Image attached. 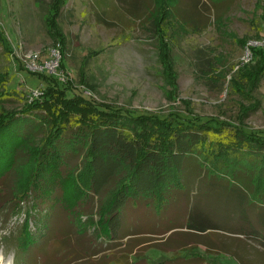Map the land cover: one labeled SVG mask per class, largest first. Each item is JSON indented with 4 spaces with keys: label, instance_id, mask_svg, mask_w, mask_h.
I'll list each match as a JSON object with an SVG mask.
<instances>
[{
    "label": "rangeland",
    "instance_id": "374dc122",
    "mask_svg": "<svg viewBox=\"0 0 264 264\" xmlns=\"http://www.w3.org/2000/svg\"><path fill=\"white\" fill-rule=\"evenodd\" d=\"M51 1L0 0V38L12 53L6 52L1 40L0 114L20 112L27 96L45 87L32 67L46 61L55 45L45 24ZM217 1L189 15L194 23L187 25L185 31H176V35L171 36L168 30L174 78L171 86L158 58L159 40L151 23L137 21L132 24L124 18L136 3V13L143 21L151 0H125L122 4L119 0H65L58 25L65 38L64 61L73 91L96 104L118 107L133 114L161 118L170 115L203 120L217 118L233 126L242 119L247 131L264 137V78L257 90L247 92L249 99H242L230 81L234 79L244 84L238 69L242 64L255 62L249 50L238 44L237 39L244 38L248 46L260 42L264 35L263 10H256L255 6L260 1L264 7V0ZM113 7H117L116 11ZM179 8L191 12L192 3L181 0ZM217 16L221 17V22L216 23L219 28L214 23ZM177 19V13L173 12L172 23L175 24ZM197 26L200 32L193 33L191 30ZM34 55L36 59L32 60ZM239 105H255V108L242 118ZM199 172L202 173L193 171L185 181L186 186L196 183L197 187L180 192L185 205H173V208H183L172 210L164 221L155 224L144 218L145 213L141 217L142 211L137 210V214L122 222L123 236H130L112 243L96 237L92 227L86 224L77 232L73 231L75 228L64 212L56 211L55 206L50 208L49 202L40 205L39 209L34 202L36 209L32 211V217L35 221L31 219L29 227L32 232L36 231V219L47 209L49 218L41 219V224L47 225L48 231L36 235L27 255L28 262L120 264V259L126 257L127 263L122 259L121 264H158L162 261L181 264L177 262L179 260L183 264H264V246L260 245L264 239H249L237 234L242 225L235 220L234 207L226 204L223 193L221 199L210 200L209 207V212L217 216L213 220L218 224V230L187 236L179 229L185 225L187 205L201 203L203 191L200 187L203 188V184L207 187L210 182L205 176L199 178ZM15 177L18 180V175ZM31 205L32 202L27 201L15 216L8 208V212L0 213V264H13L20 250L15 238L20 234L25 210ZM95 207L96 202L92 207L94 211ZM247 211L249 220L256 221L253 209L248 207ZM51 217L54 220L49 222ZM87 218L82 217V221L87 223ZM92 219L97 220L95 212ZM153 227L164 234H140ZM95 252L98 254L92 255Z\"/></svg>",
    "mask_w": 264,
    "mask_h": 264
},
{
    "label": "trees",
    "instance_id": "16d2710c",
    "mask_svg": "<svg viewBox=\"0 0 264 264\" xmlns=\"http://www.w3.org/2000/svg\"><path fill=\"white\" fill-rule=\"evenodd\" d=\"M190 1L191 12L180 10L181 0H151L143 21L136 13V3L124 16L125 21L132 24L151 23L159 40L158 58L171 86L174 78L168 30L171 36H175L176 31H185L187 25L194 23L190 18L192 13L218 2ZM64 2L51 1L45 24L61 54L59 69L66 77L65 82L39 73L45 84L41 94L31 101L26 99L20 112L0 114V213L8 212V208L15 216L22 205L32 202L25 210L20 234L15 238L20 250L13 264H31L27 259L29 249L36 235L46 230L47 225H42L41 219L49 218L47 209L36 219V231L32 232L29 227L30 220L34 219V202L39 209L49 202L50 208L55 206L56 211L64 212L75 228L73 231L77 232L86 224L92 227L96 237L112 243L130 236H123L122 222L137 214V210L142 211L141 217L145 213L144 218L155 224L164 221L172 210L183 208H173V205H185L180 192L197 187L196 183L186 186L185 181L193 171L199 170L202 171L199 178L205 176L210 182L207 187L205 184L200 187L203 201L187 205L185 225L179 228L184 230V235L218 230L213 220L217 216L209 212L210 200H219L225 194L226 204L233 205L235 220L242 225L237 234L264 239V137L247 131L242 119L233 126L217 118L133 114L118 107L96 104L76 94L66 71L65 38L58 25ZM117 7H113V11ZM255 9L263 10L261 19L264 21L260 1ZM173 12L178 16L175 24L171 20ZM217 22H221V17H216L215 25ZM191 31L199 33L200 28L197 26ZM3 40L0 38L3 48L12 54ZM237 43L249 50L255 62L239 67L244 84L234 79L230 81L242 99H249L247 92L257 90L264 78V47L248 46L244 38L237 39ZM239 106L242 118L255 108V105ZM247 205L256 217L253 223L249 220ZM94 212L97 220L92 219ZM82 217H88L87 223ZM53 220L51 217L49 222ZM153 230L140 234H164L161 229L153 227ZM260 245L264 246V242L260 241ZM122 259L127 263L128 258L122 257L120 264ZM177 262L183 264L181 260Z\"/></svg>",
    "mask_w": 264,
    "mask_h": 264
},
{
    "label": "built area",
    "instance_id": "2783aa9c",
    "mask_svg": "<svg viewBox=\"0 0 264 264\" xmlns=\"http://www.w3.org/2000/svg\"><path fill=\"white\" fill-rule=\"evenodd\" d=\"M251 46H260L264 47V35L261 37L259 43H252ZM248 50V49H247ZM250 53V52H249ZM251 55V54H250ZM32 60L36 59V55L31 56ZM61 60V54L57 47L53 46V49L49 52L48 59L44 61L42 64H34L32 70L39 73H47L55 76L61 83L65 82L66 77L64 73L59 69V63ZM248 62V60H247ZM41 94L40 91H34L29 96H27V100L31 101L33 98H37Z\"/></svg>",
    "mask_w": 264,
    "mask_h": 264
}]
</instances>
